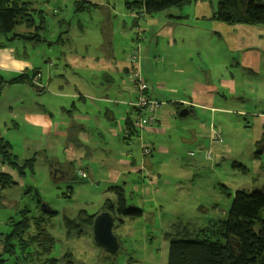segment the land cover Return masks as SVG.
<instances>
[{
  "label": "rangeland",
  "instance_id": "374dc122",
  "mask_svg": "<svg viewBox=\"0 0 264 264\" xmlns=\"http://www.w3.org/2000/svg\"><path fill=\"white\" fill-rule=\"evenodd\" d=\"M24 1L29 2L32 9L43 12L45 31L42 35L49 41L55 39L51 37L56 33L78 34L81 29L86 30L87 33H93L102 25L106 28L104 7L94 9L89 14H76L74 13L75 2L78 0ZM88 1L106 5L109 0ZM109 2L114 4L111 31L115 34L114 42L121 46V50L128 55L136 45L134 42L136 35L141 38L139 42L141 57L149 45L153 49L155 36L141 31L144 28L143 20L146 18L140 19L138 25L135 26L132 17L124 10L122 1L110 0ZM216 2L217 0H209V3L204 5L205 13L209 9L213 12L216 9ZM197 10L193 6L184 7L181 11L171 9L154 17L172 23L175 33L186 32L185 44L178 42L168 46L175 66L191 67L192 74L196 72L200 74L205 67L195 56L185 64L188 54L194 51L208 54L207 67L211 71V97L208 107L215 108L216 111L202 114L199 109H196L195 117L190 115L185 118L172 119L170 125L173 127L167 128L166 131V127L162 125L161 132L164 130L165 135H144L143 143L153 144L155 147L151 157L142 154L143 135L121 141L118 138L112 140L107 133H104L106 135L104 139L95 138L94 143L88 145V148L92 149L90 154L97 156L99 174L93 176L90 171V173L85 172L87 177L83 179L80 176V170L85 171L84 161L80 163L74 160V156L69 158L71 152L64 148L66 139L56 136L53 144H44L42 137L27 136V128L20 118L15 119V122L20 125L17 131L12 127L11 120H7L10 115L9 104L14 105V109L18 106L14 110L15 113L22 112L33 108L32 96L41 95L39 99L41 105L45 108L52 107L55 104L51 99L52 95L47 92H35L33 89L22 91L19 87L5 89L0 97V118L6 122L11 131L2 130L6 133L4 138L14 141L12 153L19 159V162L33 157L35 160L32 172L26 169L21 177L13 175L18 182L17 185L0 189V234L9 232L8 220L11 218L18 220L19 212L23 209H27L30 216L38 217L42 214L46 216L45 209L48 208L55 211L57 215L50 220V223L48 222L49 224H46V229L55 242L52 251L45 257L57 259V264H166L169 248L166 234L171 231V228L181 225L188 227L190 231H195L208 226L210 221L224 220L235 191L243 189L251 192L264 188V147L260 148L256 144L264 130L259 127L255 116L258 112L264 113V105L258 103L259 100L260 102L264 100V96L259 93L258 87L245 83L252 79L246 72L243 75L235 72L237 74L235 80L238 83L237 92L243 90L244 94L237 93V95L230 96L224 90L220 91L216 76L222 68L221 62L218 63L216 60L224 55L223 47L226 44L224 41L226 36L222 30L210 28V25L198 26L193 18ZM168 14L174 16H186L187 14L190 20L184 23V20L168 19ZM178 23L185 25H176ZM161 25L163 24L160 23L155 29ZM191 26L200 28L192 29ZM221 26L233 28L224 24ZM24 30L23 26H19L15 32L19 33ZM193 32L202 34L193 39ZM93 34L95 35V32ZM1 41H5L3 36H0ZM162 41L163 39H160V42ZM77 42L78 39L72 36L70 45L75 46ZM194 45L198 46L194 48ZM35 52L33 49H28L26 54L36 60L39 59L40 54H47L48 57L51 55L45 44L39 45ZM20 54H22V49ZM154 56L157 57V54L154 53ZM157 59L160 62V59ZM44 62L43 59L39 61L40 64ZM145 64H149L154 69L153 74L160 80L166 79L167 72L174 69L167 64L157 66L158 64L146 55L144 59H141V69ZM46 77V73L43 72L44 82H47ZM127 79L128 77L124 81L129 84V79ZM258 81L264 82V69L261 70ZM201 84L202 80L198 76L195 79L184 80L181 75H176L164 84L171 92L164 95L169 99L189 100L193 97V91L197 92L202 89L199 87ZM222 94H225V101L221 97ZM17 96L23 97L25 102L14 103L13 100ZM195 97L201 102L204 98L207 99L203 91ZM73 101V106L70 104L64 106L66 108L64 113L54 108L52 111L55 119L73 125L70 129L71 133H74V124L77 123L71 115L77 114L82 107L77 99ZM221 109H228V112H220ZM239 111L243 114H237ZM199 129H203L202 137L196 139L194 134L200 131ZM209 130L214 132L215 136L220 135V144H210ZM159 149L164 152H159ZM84 150L86 155L87 149L84 148ZM258 151H261L259 155ZM255 155L259 156L258 161ZM117 158L135 161L139 168L144 167L156 177L159 175L157 184L143 185L142 179L138 177L139 174L129 173H125L117 183L112 184L107 181L106 166L114 163ZM56 162L62 164L63 169L67 171L66 176L62 177V174L57 177L50 176V168ZM113 187H122L126 205L142 211L137 218L120 217L123 223L115 221L113 231L119 239L117 253L109 255L97 247L93 242L92 232L89 235V231H86L88 234L80 238L75 236L67 238L64 218L74 219L78 211L83 209L89 214L98 213L105 199H114L113 193L109 190ZM36 192L41 199L40 204L37 203ZM32 233L31 230L30 234ZM32 250L33 248L30 249Z\"/></svg>",
  "mask_w": 264,
  "mask_h": 264
},
{
  "label": "crops",
  "instance_id": "0c3cea01",
  "mask_svg": "<svg viewBox=\"0 0 264 264\" xmlns=\"http://www.w3.org/2000/svg\"><path fill=\"white\" fill-rule=\"evenodd\" d=\"M205 4L206 3L196 4L193 6L194 9H198L193 17L197 25H210V28L222 30L226 36L224 39L226 44L223 47L224 55L219 60L215 59L218 63L221 62L222 68L216 76L220 91L224 90L230 96L237 95V93L244 94L243 90L237 92L238 83L235 80V78H237L235 77L237 76L235 72H240L242 75L246 72L252 79H250L251 81H245V83L258 87L259 93L264 96V82H257L261 70L264 69V29L248 26L224 28L221 26L223 24L210 20L212 10L209 9L208 12L205 13ZM98 5L104 7L106 10V28H104L103 25L101 26L102 29L96 28V31H94L95 35L93 34L94 32L87 33L84 29H81V32L78 34H73L71 32H63V35L61 33L52 34L51 38L55 39L50 41L47 40L48 44H45V46H47V51L53 56L50 55V57H48L47 54H40L39 59L36 60L27 55L26 51L28 49H33L34 53H36L35 50L39 45H26L21 40L9 42L5 39V41L0 42V78L8 81L20 74L36 73L40 75L41 85L37 90L28 85L7 86L0 93V97L5 89H16V87H19L22 91H25V89H33L35 92L41 91V93H50L53 103L55 102L52 107L45 108L39 102L41 95H35L31 97V101L33 102L32 109H26L16 113L14 110L17 109L18 106L14 109V105L9 104L8 108L10 109V115L7 120H11L12 127L17 131L20 129V125L15 122V119L20 118L27 128V136L42 137L44 144H53L56 136L66 139L64 148H67L69 152H71L69 158L74 156V160H78L80 163L84 161L85 171L80 170V176L83 179L87 177L85 172H91L93 176L99 174L97 169V156L90 154L92 149H89L88 145L93 144L95 138L97 140H99V138L104 139L106 136L104 133H107L112 140L114 138L121 140L123 136H127L124 134L125 118L129 116L135 119L131 104L136 99V93L132 89L130 80L129 84H126L124 81L125 78H127L126 68L128 66V55H126L125 51L121 50L120 45L114 42L115 34L111 31L113 8L108 2L106 5ZM186 16L187 18L184 19V23L190 20V16L187 14ZM145 18L146 19L143 20L144 28H142L141 31L147 34L151 33L155 36V47L152 49L149 45L143 52L141 59H144V55H146L149 59L152 58L154 63L158 64L157 66L161 64L164 66L167 64V66L169 65L174 68L167 72L166 79L163 80L155 77L153 74L154 69L150 67L149 64H145V66L142 67L143 71L141 69L143 75L151 84L152 97L162 103V107L157 113V122L150 128L142 129L137 135L139 137L143 135L141 151L148 148L151 153L146 155L151 157L155 147L153 144L145 145V143H143L145 140L144 135H165L167 128L173 127L170 125V121H173L172 119L190 116L188 115L187 108L192 112V117L196 116V109H199L202 114L208 111L212 113L216 111V109L208 107L211 97V71L210 68L207 67L208 62L206 60L208 54L202 53L201 51H194L188 54V60H186L187 62L185 64L195 56L205 67V70L200 72V74L196 72L198 75L196 73L192 74L193 69L191 67L175 66L170 56V49H168V46L175 45L178 42L185 44L187 40V38L186 40L184 39L186 32L182 31L175 33V28L172 26V23L168 21H162L155 17ZM139 22H134V25ZM160 23L163 25L155 29ZM218 24L220 25L215 26ZM176 25L185 24L178 23ZM205 26L206 25H204V27ZM191 28L199 29L200 27L191 26ZM200 34L202 33L193 32V39ZM72 36L78 39L76 44L73 43L75 46L70 45ZM220 38H222L221 35ZM160 39H163V41L160 42ZM196 46L194 45V48ZM21 49L22 54H20ZM55 52L56 54H53ZM154 53L157 54V57L154 56ZM200 56H202V58H200ZM157 58L160 59V62ZM42 59L45 60L44 64L39 63ZM43 72L46 73L47 82H44ZM176 75H181V77H184V80L195 79L198 76L200 80H202V84L199 86L202 89L197 90V92L193 91V97L189 100L183 98L169 99V97L164 94H170L171 92L166 89L164 84H166L168 79L172 80ZM247 84L245 86H247ZM49 88L52 89L50 90ZM202 91L203 94L207 96V99L204 98L201 102L195 96ZM221 97L224 101L226 100L225 94H222ZM76 99L82 106L80 109L82 112L78 110L77 114L71 115V117L74 116L77 121V123L74 124L75 131L71 133L70 129L73 128V125L55 119L52 111L54 108L56 111H62L64 113L66 109L64 106L67 104L73 106V100ZM13 101L17 104L25 102L23 97L20 96L15 97ZM175 102L183 106L182 110L185 109L187 111L184 117H179V115L178 118L175 117L174 107L171 105ZM258 103L264 105V100L262 102L259 100ZM219 111L226 113L228 109H221ZM237 114H243V112L239 111ZM253 114L254 113H252V115ZM263 115V112L255 114L259 127L264 130ZM162 125L163 127L165 126L166 129L161 132L163 129V127L161 128ZM174 127L178 126L174 125ZM102 129L103 131H101ZM2 130H6V132L11 131L6 122H3L0 118V138L9 142L11 150L13 151L14 141L4 138L6 133L2 132ZM202 130L203 129L194 134L196 139L202 137ZM210 131L211 130L208 131V136L210 135V144H220V141L215 142L213 140L214 132ZM51 138H53V140ZM84 148L87 149L86 155ZM159 152H164V150L159 149ZM209 153H207V155ZM142 154L143 156L145 155V153ZM258 160L259 159L256 161ZM118 164L120 165L119 168ZM106 169L107 181L112 184L119 182L120 178L125 173L131 175L139 174L138 177L142 179L141 183L148 186H154L159 179V175L156 177L151 175V172L144 167L139 168L135 161L131 162L120 158H117L114 163L107 165ZM1 170L9 173L13 177L16 185L18 184L13 176L15 175L14 172L6 167H1ZM82 173L85 175L84 177H82ZM58 175L64 177L67 175V171L63 169L61 163L56 162L50 168V176L57 177ZM145 178L148 179L146 180Z\"/></svg>",
  "mask_w": 264,
  "mask_h": 264
},
{
  "label": "trees",
  "instance_id": "16d2710c",
  "mask_svg": "<svg viewBox=\"0 0 264 264\" xmlns=\"http://www.w3.org/2000/svg\"><path fill=\"white\" fill-rule=\"evenodd\" d=\"M109 1L108 3L114 9V4ZM118 1H122L124 10L133 17L134 22L145 17L153 18L157 14L171 9L181 11L184 7L209 3V0ZM100 7V5L87 0H78L75 2L74 13L89 14L92 10ZM167 17L180 21L187 18V16H174L172 14H168ZM210 20L231 27L248 26L264 29V0H217L216 9L211 13ZM137 25L135 23V26ZM19 26H23L25 30L16 33L15 29ZM44 31L45 18L43 12L32 9L29 2L0 0V36H3L6 41L21 40L26 45H47L48 41L42 35ZM140 41L141 38L136 35L134 49L137 55L139 54L141 64ZM130 52L128 56H130ZM130 64L128 61L127 77L132 71ZM34 75L36 73L20 74L8 81L0 78V93L5 87L16 85H28L37 90L39 87L31 82V77ZM144 78L149 84V89L144 92V96L147 100L157 101L152 97L151 84L145 76ZM171 105L174 107L175 117L178 118V113L183 106L176 102ZM131 109L132 113L135 114V119L129 116L125 118L124 128L127 136H123L122 141L130 140L142 130L133 126L137 118L141 119L143 127L147 126L146 118L149 115L147 109H136L132 106ZM187 109L188 115H192L190 109ZM256 144L260 148L264 147V133ZM260 152L258 151L257 154ZM142 153H145L144 149ZM258 155H255L257 159H259ZM144 156L148 155L145 154ZM34 160L33 157L19 162V159L12 153L9 142L0 138V189L16 185L13 177L2 171L1 167H6L21 177L26 169L33 171ZM109 190L113 193L114 199H105L98 213L89 214L87 210L83 209L78 211L74 219L64 218L67 238L74 236L80 238L88 234L86 231H89V235H91L94 218L100 212L107 211L111 214L114 221L113 229L115 228V221L118 220L123 223L120 217L133 219L142 214L141 210L126 205L122 187H113ZM36 196L38 198L37 203L40 204L41 199L37 192ZM45 210L46 216L42 214L38 217H32L27 209H23L19 212L18 220L12 218L8 220L9 232L0 234V264H57V259L45 257L52 251L55 242L47 231L46 224L50 223V220L57 213L48 208ZM263 213L264 188L255 189L251 192L243 189L235 191L226 219L210 221L208 226L195 231H190L188 227L181 225L171 228V231L166 234V239L169 242L166 264H264ZM31 230L32 234H30ZM31 248H33L32 251H30Z\"/></svg>",
  "mask_w": 264,
  "mask_h": 264
},
{
  "label": "built area",
  "instance_id": "2783aa9c",
  "mask_svg": "<svg viewBox=\"0 0 264 264\" xmlns=\"http://www.w3.org/2000/svg\"><path fill=\"white\" fill-rule=\"evenodd\" d=\"M128 56V61H130V66L132 67V71L129 73V80L132 83V87L134 92L136 93V99L135 101L131 104L132 107L136 109L140 108H146L147 112L149 115L146 118L147 126L143 127V122L141 121L140 118H137L133 126L135 128H150L155 122H157V113L159 109L161 108V103H158L157 101H152V100H147V98L144 96V92L149 89V84L145 81V78L143 76V73L141 72L140 68V62H139V57L133 48ZM31 82L33 85L40 87V75L36 74L33 77H31ZM127 135V133L125 132ZM215 142H219L220 135H217L213 137ZM145 154H148L150 152L149 149L145 148L144 149ZM82 177L85 175L82 173Z\"/></svg>",
  "mask_w": 264,
  "mask_h": 264
},
{
  "label": "water",
  "instance_id": "95a60500",
  "mask_svg": "<svg viewBox=\"0 0 264 264\" xmlns=\"http://www.w3.org/2000/svg\"><path fill=\"white\" fill-rule=\"evenodd\" d=\"M187 114L185 109L179 112V117ZM113 217L107 211L100 212L94 218L91 232L94 244L109 255H115L119 249V242L113 233Z\"/></svg>",
  "mask_w": 264,
  "mask_h": 264
}]
</instances>
